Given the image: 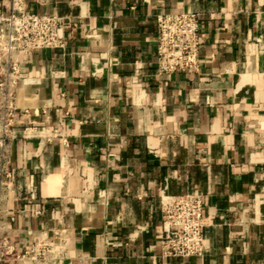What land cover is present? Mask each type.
Wrapping results in <instances>:
<instances>
[{"label":"crops","instance_id":"0c3cea01","mask_svg":"<svg viewBox=\"0 0 264 264\" xmlns=\"http://www.w3.org/2000/svg\"><path fill=\"white\" fill-rule=\"evenodd\" d=\"M10 0H0V12ZM61 49L17 54L0 155L12 264H264V0H24ZM194 13L193 73L158 74V14ZM0 60V82L8 69ZM8 102V101H7ZM5 97L0 88V122ZM199 194L204 252L162 257L161 194Z\"/></svg>","mask_w":264,"mask_h":264},{"label":"built area","instance_id":"2783aa9c","mask_svg":"<svg viewBox=\"0 0 264 264\" xmlns=\"http://www.w3.org/2000/svg\"><path fill=\"white\" fill-rule=\"evenodd\" d=\"M155 28L158 74L195 72L201 44L199 17L189 12L158 14L155 16ZM64 41L63 19L56 15L26 12L24 0H10L0 12V60H4L9 67L0 82L5 97L0 122L2 129L10 126L13 116L7 88L19 77L16 55L42 49H61ZM0 147L3 148V141H0ZM5 152L3 150L0 155V264H12L25 258L34 262L43 260L53 252L54 246L37 244L29 251L19 253L3 235L1 213L13 187V171ZM159 212L162 257H200L204 252L201 196L195 193L161 194Z\"/></svg>","mask_w":264,"mask_h":264}]
</instances>
